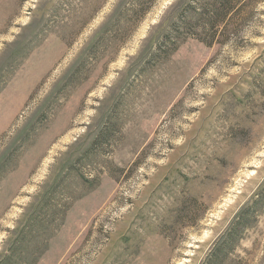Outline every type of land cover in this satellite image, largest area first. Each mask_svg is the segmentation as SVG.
Instances as JSON below:
<instances>
[{"label": "rangeland", "instance_id": "rangeland-1", "mask_svg": "<svg viewBox=\"0 0 264 264\" xmlns=\"http://www.w3.org/2000/svg\"><path fill=\"white\" fill-rule=\"evenodd\" d=\"M144 5L0 0V264H264V0Z\"/></svg>", "mask_w": 264, "mask_h": 264}, {"label": "trees", "instance_id": "trees-1", "mask_svg": "<svg viewBox=\"0 0 264 264\" xmlns=\"http://www.w3.org/2000/svg\"><path fill=\"white\" fill-rule=\"evenodd\" d=\"M144 1L137 0L138 8L134 12L138 14L137 18L140 19L145 14L144 10ZM201 3V10L204 19L207 20L205 25L207 28L214 29L218 27L219 23H223L227 16L233 12L243 0H198ZM193 9L196 10V7L193 6ZM215 33L210 35V39L213 38Z\"/></svg>", "mask_w": 264, "mask_h": 264}]
</instances>
